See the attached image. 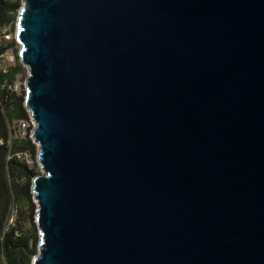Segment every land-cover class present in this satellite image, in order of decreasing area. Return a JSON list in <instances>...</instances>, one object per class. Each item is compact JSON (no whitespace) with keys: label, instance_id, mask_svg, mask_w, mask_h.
<instances>
[{"label":"water","instance_id":"1","mask_svg":"<svg viewBox=\"0 0 264 264\" xmlns=\"http://www.w3.org/2000/svg\"><path fill=\"white\" fill-rule=\"evenodd\" d=\"M32 264H264V0H23Z\"/></svg>","mask_w":264,"mask_h":264},{"label":"trees","instance_id":"2","mask_svg":"<svg viewBox=\"0 0 264 264\" xmlns=\"http://www.w3.org/2000/svg\"><path fill=\"white\" fill-rule=\"evenodd\" d=\"M21 6V0H0V31L8 26L16 28ZM9 48L0 41V59ZM24 71L20 61L7 72L0 70V264H32L40 243L34 222L36 204L31 194L37 172L18 158L31 153L37 159L38 155L30 131L24 137L17 133L18 122L29 119L26 92L18 95L2 89ZM14 208L17 219L10 224Z\"/></svg>","mask_w":264,"mask_h":264},{"label":"rangeland","instance_id":"3","mask_svg":"<svg viewBox=\"0 0 264 264\" xmlns=\"http://www.w3.org/2000/svg\"><path fill=\"white\" fill-rule=\"evenodd\" d=\"M21 1L23 2V0H21ZM15 37H16V28H13L12 26H8V27H6V28H4V29H2L0 31V41H1V44L10 46V48L7 51V53L11 54L14 57V62L11 63V64L8 63V62H6V59L4 57H2L0 59V63H2L4 66H6L8 68H14L18 64V62L20 61V58H19L20 46L17 43H15L16 42ZM24 69H25V71L22 74L18 75L17 78H16V80H15V82L20 86L19 92L17 93L18 95L26 92V86H25V84H26L27 77H28V74L29 73H28V69L26 67H24ZM17 133L21 137H24L25 136V134L22 133V132H19V130H18ZM38 151H39V149L37 148V154H38ZM23 160L28 165L34 167V169L37 172V176L42 175L41 167L39 166V164L37 162V159H35V157L33 158L31 156V153H26L25 155H23ZM31 160H33V162H34L33 164L28 163V161H31ZM31 194L33 195V192ZM32 198H33V201H34V196H32ZM34 203H35V201H34ZM37 211H38V206L36 204V214H37ZM16 219H17V211L14 208L13 213H12V217H11V220H10V224H15V220ZM34 222L37 224L36 219H35ZM38 255H39V249H38V254L36 256H38Z\"/></svg>","mask_w":264,"mask_h":264},{"label":"built area","instance_id":"4","mask_svg":"<svg viewBox=\"0 0 264 264\" xmlns=\"http://www.w3.org/2000/svg\"><path fill=\"white\" fill-rule=\"evenodd\" d=\"M2 57H4L6 59V62H8L10 64L14 62V57L11 54H9V53H5L3 56H1V58ZM0 70H2L3 72H7L8 71V67H6L2 63H0ZM25 86H26V84H25ZM2 89L3 90H7V91H9L11 93H18L19 89H20V86L16 82H14L12 84L5 83L2 86ZM28 113H29V119L19 121L18 125H17V128H18L19 132H22L25 135H26V133L28 131H30V138L32 139V133H33V130L35 129V127H36V124H35L34 119L32 118L31 113L29 111H28ZM33 142H34V140H33ZM36 146L38 148V145H36ZM18 158L19 159H23V156L19 155ZM28 163L33 164L34 162H33V160H31V161H28Z\"/></svg>","mask_w":264,"mask_h":264}]
</instances>
